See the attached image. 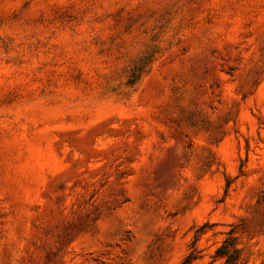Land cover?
<instances>
[{
  "label": "rangeland",
  "instance_id": "rangeland-1",
  "mask_svg": "<svg viewBox=\"0 0 264 264\" xmlns=\"http://www.w3.org/2000/svg\"><path fill=\"white\" fill-rule=\"evenodd\" d=\"M0 264H264V0H0Z\"/></svg>",
  "mask_w": 264,
  "mask_h": 264
},
{
  "label": "trees",
  "instance_id": "trees-1",
  "mask_svg": "<svg viewBox=\"0 0 264 264\" xmlns=\"http://www.w3.org/2000/svg\"><path fill=\"white\" fill-rule=\"evenodd\" d=\"M224 249V247L222 248V250ZM221 255H224V252L223 253H221Z\"/></svg>",
  "mask_w": 264,
  "mask_h": 264
}]
</instances>
